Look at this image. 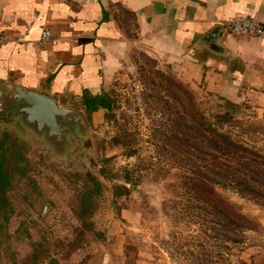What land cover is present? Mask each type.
Segmentation results:
<instances>
[{
    "label": "rangeland",
    "instance_id": "obj_1",
    "mask_svg": "<svg viewBox=\"0 0 264 264\" xmlns=\"http://www.w3.org/2000/svg\"><path fill=\"white\" fill-rule=\"evenodd\" d=\"M105 74L95 109L93 95L64 104L90 134L63 157L0 115V264H80L110 243L131 264H264V111L181 81L139 45ZM195 108L229 141L196 134ZM198 177L248 221L233 227Z\"/></svg>",
    "mask_w": 264,
    "mask_h": 264
},
{
    "label": "crops",
    "instance_id": "obj_2",
    "mask_svg": "<svg viewBox=\"0 0 264 264\" xmlns=\"http://www.w3.org/2000/svg\"><path fill=\"white\" fill-rule=\"evenodd\" d=\"M237 15L264 23V0H0L10 38L0 43V95L8 84L63 105L96 95L118 54L139 45L181 81L264 111V34L234 35L228 21ZM80 264L131 263L110 243Z\"/></svg>",
    "mask_w": 264,
    "mask_h": 264
},
{
    "label": "water",
    "instance_id": "obj_3",
    "mask_svg": "<svg viewBox=\"0 0 264 264\" xmlns=\"http://www.w3.org/2000/svg\"><path fill=\"white\" fill-rule=\"evenodd\" d=\"M219 29L213 28L204 38L215 37ZM0 115L16 121L58 157L66 154L72 140L81 142L90 134L81 111L15 84H8L0 95Z\"/></svg>",
    "mask_w": 264,
    "mask_h": 264
},
{
    "label": "trees",
    "instance_id": "obj_4",
    "mask_svg": "<svg viewBox=\"0 0 264 264\" xmlns=\"http://www.w3.org/2000/svg\"><path fill=\"white\" fill-rule=\"evenodd\" d=\"M184 92H187L186 89L183 87L182 88ZM90 98L89 104L88 106L91 107L92 109H95L97 104L100 103L99 96L93 95ZM195 111L197 112V117H198V128H197V132L196 134L200 135V136H205L207 137L208 135H213L215 137H219L220 139L229 141V138L218 131V129L216 128V126H212L208 121H206L205 116L203 115V113L200 111V109L195 108ZM216 140V139H214ZM133 150L128 149L126 152L127 156H131L133 155ZM211 156L214 158V162L215 164L220 163L219 162V158L215 153H211ZM1 162H0V175L2 176L4 174V170L1 166ZM214 164V165H215ZM217 172L215 173H219L220 170H222V168H216ZM101 175H103L101 171H103V169L99 170ZM126 173L124 174V176L122 177L124 179V181L126 183H130L131 179L129 177V171L126 170ZM128 172V173H127ZM89 180L93 182V187L91 188V190L94 191H99L100 189H102V183L94 176H92L91 174H88ZM0 176V194L4 193L5 190V186L7 185V180L4 179L3 177ZM191 180L193 181L195 190L198 191L199 195H203V193L205 192L208 196V199H210L211 204L214 207H223L224 211H225V215L227 217V219H229L230 224H232L233 227L239 228L241 227L238 223H236V220H241L243 222L248 221V218L246 216H244L243 214H241L231 203H229L228 201H226L224 198H222L218 192L216 191V188L214 186V184H206L204 182V180L200 177L198 178H191ZM115 189L117 190H127L126 186L124 185H119V184H115L113 186ZM85 200H82V204H85ZM210 203V202H209ZM236 241V240H234Z\"/></svg>",
    "mask_w": 264,
    "mask_h": 264
},
{
    "label": "built area",
    "instance_id": "obj_5",
    "mask_svg": "<svg viewBox=\"0 0 264 264\" xmlns=\"http://www.w3.org/2000/svg\"><path fill=\"white\" fill-rule=\"evenodd\" d=\"M229 28L236 36L258 37L264 34V23L247 15H237L228 21ZM49 30H43L41 35L42 41L50 39ZM10 41L8 35L0 29V43Z\"/></svg>",
    "mask_w": 264,
    "mask_h": 264
}]
</instances>
